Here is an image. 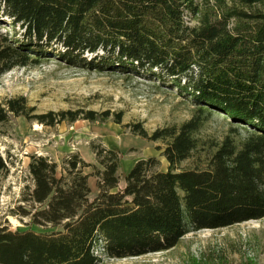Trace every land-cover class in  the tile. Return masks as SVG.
Returning a JSON list of instances; mask_svg holds the SVG:
<instances>
[{
    "label": "trees",
    "instance_id": "1",
    "mask_svg": "<svg viewBox=\"0 0 264 264\" xmlns=\"http://www.w3.org/2000/svg\"><path fill=\"white\" fill-rule=\"evenodd\" d=\"M48 58L157 81L245 134L178 170L196 149L192 122L155 132L150 140L169 139L167 170L157 171L154 157L139 160L122 187L117 151L98 149L97 165L72 155L62 174L30 155L32 186L12 211L28 226H0V264H101L167 250L195 230L264 219V0H0V77ZM32 111L23 96L0 99V125ZM63 115L31 118L52 125ZM7 171L0 153V175Z\"/></svg>",
    "mask_w": 264,
    "mask_h": 264
},
{
    "label": "rangeland",
    "instance_id": "2",
    "mask_svg": "<svg viewBox=\"0 0 264 264\" xmlns=\"http://www.w3.org/2000/svg\"><path fill=\"white\" fill-rule=\"evenodd\" d=\"M17 96L25 97L33 111L29 118L12 117L0 125V153L8 164V171L0 175V226L13 230L28 226V217H17L12 211L20 204L25 187L32 186L30 155L47 157L57 163L62 174L72 155L97 165L98 149L117 151L122 187L126 174L139 160L154 157L159 161L156 170H167L162 153L169 139L150 140L155 132L168 129L177 133L182 125L192 122L196 149L178 170L202 165L227 136L239 142L245 134L222 113L199 110L157 81L129 72L77 68L53 58L36 66L14 68L0 77V99ZM87 112L96 114L97 119H86ZM48 113L66 115L54 117L52 125L31 118ZM73 116L75 121L70 120ZM137 128L147 137L138 135ZM83 171L89 173L91 168ZM89 184L94 197L96 179L90 177ZM101 264H264V219L195 230L167 250L102 258Z\"/></svg>",
    "mask_w": 264,
    "mask_h": 264
}]
</instances>
